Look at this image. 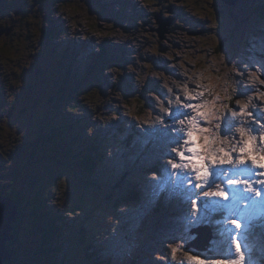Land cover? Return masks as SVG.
I'll return each mask as SVG.
<instances>
[{
  "label": "rangeland",
  "instance_id": "1",
  "mask_svg": "<svg viewBox=\"0 0 264 264\" xmlns=\"http://www.w3.org/2000/svg\"><path fill=\"white\" fill-rule=\"evenodd\" d=\"M234 5L224 0H0V183L18 173L13 183L22 204L45 192L49 208L62 214L69 227L58 240L65 247L66 260L60 262L63 252L50 260L41 256L39 261L36 228L22 209L15 223L20 236L13 245L12 264H82L77 241L68 233L74 231L73 224L88 219L101 227L89 244L97 261L103 257L109 258V264H233L237 260L264 264V243L249 237L251 217L264 208V195L242 193L233 199L231 193L243 186L224 182L235 178V171L219 170L210 178L229 190L230 199L222 203L241 221V229L236 230L226 218L212 219L217 204L193 188L201 181L195 180L191 169L182 170L187 181L180 184H173L176 177L170 178L164 170L171 148H183L182 142L173 144L177 133L165 128L172 127L168 113L180 107L176 97L189 102L184 85L193 94L203 92L192 103L215 99L218 106H225L220 112L230 118L234 133L230 145L240 140L237 127L251 126L259 130L252 133L257 145L264 146L259 141L264 132L260 129L264 0H236ZM85 81L100 86L103 97H73L76 89L86 93ZM135 96L146 104L140 115L135 114L141 111ZM245 103L252 115L232 117V111ZM216 123L222 120L202 126L215 131ZM175 127L186 132L187 123ZM90 138L98 141L111 161L98 164L93 175L78 167ZM122 166H128L130 173L118 181ZM261 171L249 167L244 176L264 181V176L253 175ZM112 179L115 188L109 190ZM130 180L139 200H117ZM256 186L264 193V184ZM161 196L162 210L153 215ZM191 200L207 202L196 224L189 222ZM77 204L82 205L81 212H75ZM199 226L210 231L209 250L186 248ZM43 229L39 226V231ZM234 237L240 242L242 260ZM68 251L74 254L71 259Z\"/></svg>",
  "mask_w": 264,
  "mask_h": 264
},
{
  "label": "snow or ice",
  "instance_id": "2",
  "mask_svg": "<svg viewBox=\"0 0 264 264\" xmlns=\"http://www.w3.org/2000/svg\"><path fill=\"white\" fill-rule=\"evenodd\" d=\"M183 90L189 102L185 103L179 96L176 97L180 107L168 113L169 119L172 120V127L165 129L168 133H172L173 131L177 133L173 144L179 145L182 142L183 148L181 149L178 146L171 148V152L167 153L171 158L164 165V170L169 173L170 178L176 177L172 181L173 184H180L187 181V174L182 170L191 169L195 173V180L201 181V183L194 184L193 188L201 189L202 195L205 198H216V202L220 204V207L228 210L229 215L226 217V222L234 226L236 230H239L242 227L241 221L233 216L232 209L222 203L230 199L229 190L215 183L210 178L216 175L219 170L235 171L236 177L228 178L224 182L226 185L232 187L243 186L240 192L231 193L233 199L240 198L242 193H252L255 197L264 195L261 189L256 186V183L264 184V181L254 182L244 176V172L249 167L264 170V163L261 162L264 160V146H258L257 136L252 134L259 130L251 126L248 128L237 127L235 131L239 133L240 140L235 145H230L229 136H234L232 125L229 123L230 118L226 114L221 115L220 112V109L225 106H218L215 99L210 102L192 103L191 101L198 100L202 97L203 92L193 94L189 90L188 85H184ZM216 99H219L218 94H216ZM186 109H190L191 111H185ZM245 115H252L248 111V104L246 103L240 104L239 108L233 110L231 113L232 117ZM214 120H222V123L215 124V131L210 127L202 126V122L211 124ZM161 122L163 123L164 121ZM177 123L179 125H185L187 123L186 132L183 129L176 128L175 125ZM260 129H264V123H260ZM259 141L260 145H264V132L260 133ZM225 145L230 146L225 147ZM172 153H175V155L173 156ZM234 153L236 155H233ZM177 158L179 162H177ZM197 161L199 162V166ZM253 175L264 176V171L259 173L254 172ZM199 195L197 194L198 197ZM247 200L248 196H243L242 203L246 205ZM190 203L193 212L189 222L196 224L199 221V214L202 211V207L207 202L205 201L202 205L198 204L197 200H191ZM232 242L235 245L237 255L242 260L243 256L240 253L238 237H234ZM176 251L177 248H172L173 254ZM200 264H203V262H200ZM208 264H219V262L208 261ZM233 264H240V261L237 260Z\"/></svg>",
  "mask_w": 264,
  "mask_h": 264
},
{
  "label": "trees",
  "instance_id": "3",
  "mask_svg": "<svg viewBox=\"0 0 264 264\" xmlns=\"http://www.w3.org/2000/svg\"><path fill=\"white\" fill-rule=\"evenodd\" d=\"M228 5H230V4H228ZM230 6H232V5H230ZM234 6H232V7H234ZM262 13L263 12L260 11V9H259L258 15H261ZM12 27H13V25H10L9 29ZM57 32H58V34L61 35L60 31H57ZM101 47H102V45H101ZM220 47H222V46H220ZM101 55L102 56L106 55V52L103 51L101 53ZM101 64H98V65H101ZM85 79L89 80L88 77H85ZM84 84L86 85V81ZM95 85H96V87H93L92 83L88 84V82H87L86 86L88 87V90L86 91V93L81 95V94L76 92L77 91V89H76L75 93H73V97L79 98V99H84V98L89 99V98H94L95 96H97L99 98H102L103 95H102L101 87L98 86L97 84H95ZM80 86H82V84H80ZM80 96H82V98H80ZM135 97H136V99H135L136 106L139 110L141 109V111H137L136 113L139 114L141 112H144L147 109L145 101H143V99L139 96H135ZM72 102H77V100H75V101L73 100ZM70 109H72V108L70 107ZM73 110H78V109H77V107H75ZM78 127L79 126L77 125L76 128H78ZM120 128H122L124 130V127H120ZM72 131H74V130L72 129ZM79 136H80V133L76 134L75 139L78 140ZM86 145H87V147H86L87 151L84 152L83 156L80 158L79 163H78V167L85 169V171L88 174L93 175V171L97 168L96 166L98 164H99L98 165V167H99L101 164H103V162L108 163L111 161L109 158L104 156V153L100 149V146H98L99 145L98 141H95V139H91V138L88 139ZM127 172L130 173L128 166H126V167L122 166L121 168H119L118 181H120V179L125 180V178H127V176H126ZM13 176H14L13 179H11L10 181H7L6 183H0V195L12 197L13 202L18 207L17 220L19 219L20 212H22V209H23L26 218L30 222H32V224L35 226V228H36L35 229V232H36L35 236H37L39 239V251L36 254V255L39 254V261H40L41 256L49 258L48 260H50V258L56 257L58 254H61L64 252L63 257L61 256V259H60V262L62 263V261L66 260L67 255H65L66 254L65 247L63 245H60V243L58 244V240H61V236H62V233L64 232V229H66L68 227L67 223L64 221L63 215L55 212L54 209L49 208V202L48 201L50 200V198L45 197L43 195V194H45V192H42V191H40L39 193H36L35 198H33L30 203H25L23 205L21 202L20 196L16 191L15 184L13 183L16 181L15 179H18L19 175H18V173H14ZM133 177L134 176H131V178H133ZM212 180H214L215 183L220 184V180H218V179H212ZM131 182L132 181L130 180V183H129L130 187L125 188L124 193L120 194L119 196H121V197H118L117 200L120 201L121 199H124V198L125 199L129 198L131 201L139 200L140 194L136 190H133ZM111 183H112V186L111 185L109 186V190H112L115 188L114 179H112ZM116 186L119 189L122 188L120 183H117ZM177 195L178 194H176V196ZM210 200H211V203L215 202V204H217L216 209H215L216 211L212 212V216H211L212 219L218 220L221 218H226L229 215L228 210L221 208L220 205L216 202V198H210ZM81 206L82 205L77 204L75 206V212L76 211L81 212V210H82ZM162 207H163V196H161L160 201L158 202L156 207H154V209H152L151 214L155 215L157 213H160L161 212L160 210H162ZM159 208H160V210H159ZM155 212H157V213H155ZM251 218L252 219L250 220L251 226H250V231H249V233H250L249 237L250 238L257 237L259 240H262L264 242V211L257 213L256 215L252 216ZM39 226L40 227L44 226V229L42 230V232L39 231ZM72 226L74 227L73 228L74 231L69 230L68 234H71L70 236H74V239L77 241L76 246L78 247V249L81 252L82 259H83L82 264H85V262H86V264H109L110 263L109 258L100 257V258H98V261H97L95 254L90 251L91 249L89 250V244L94 242L92 240V238H90V236H92V235L94 236L95 231L101 230V227H98V225L93 223L92 220H90V219L85 220L82 224L76 223V224H73ZM14 227L15 228L13 230V233L15 235V238L13 240H11L10 242H8V244H7L9 246V250L12 254V258L10 261L6 262L7 264H12V259H14L15 255H16V252L14 251L13 245L16 242L17 238L20 236V235L18 236V233L15 231V229H16L15 224H14ZM76 228L79 229L78 235H76V233H75ZM68 229H69V227H68ZM79 238L82 240V242L79 241ZM70 241H71V238H69L68 243H70ZM82 249H84V250H82ZM68 252H69L68 258L71 259L70 256H74V254L72 255V254H70V251H68ZM214 252H216V251H214ZM201 254H203V253H201ZM26 264H28V261Z\"/></svg>",
  "mask_w": 264,
  "mask_h": 264
},
{
  "label": "water",
  "instance_id": "4",
  "mask_svg": "<svg viewBox=\"0 0 264 264\" xmlns=\"http://www.w3.org/2000/svg\"><path fill=\"white\" fill-rule=\"evenodd\" d=\"M227 4L234 5L236 0H224ZM165 27H163V30ZM162 36V35H161ZM18 217V209L15 203L10 199V196L0 195V264H4L6 261L11 260L12 254L7 246V242L15 237L12 226L16 222ZM203 227V226H202ZM201 226L194 229L196 237L187 244L188 247H192L196 250H207L210 244L211 234L210 231Z\"/></svg>",
  "mask_w": 264,
  "mask_h": 264
},
{
  "label": "bare ground",
  "instance_id": "5",
  "mask_svg": "<svg viewBox=\"0 0 264 264\" xmlns=\"http://www.w3.org/2000/svg\"><path fill=\"white\" fill-rule=\"evenodd\" d=\"M227 1H230V0H227ZM196 26H197V25H196ZM246 92H247V91H246ZM182 99H184V98H182ZM182 99H181V100H182ZM164 121H166V120L164 119ZM168 122H169V121H168ZM170 123H171V122H170ZM162 124H163V123H162ZM169 125H170V124H169ZM165 129H167V128H165ZM170 139H172V137H169V140H170ZM188 195H189V194H188ZM15 205H16V204H15ZM16 208L18 209L17 205H16ZM16 221H17V220H16ZM15 223H16V222H15ZM15 223L12 224L13 227H14V224H15ZM14 238H15V237H14ZM14 238H12V239H14ZM7 246H8V245H7Z\"/></svg>",
  "mask_w": 264,
  "mask_h": 264
},
{
  "label": "clouds",
  "instance_id": "6",
  "mask_svg": "<svg viewBox=\"0 0 264 264\" xmlns=\"http://www.w3.org/2000/svg\"><path fill=\"white\" fill-rule=\"evenodd\" d=\"M261 98L264 99V96H262Z\"/></svg>",
  "mask_w": 264,
  "mask_h": 264
}]
</instances>
